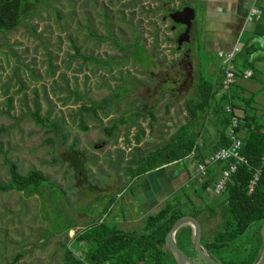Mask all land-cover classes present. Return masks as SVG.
I'll return each mask as SVG.
<instances>
[{
    "label": "rangeland",
    "instance_id": "1",
    "mask_svg": "<svg viewBox=\"0 0 264 264\" xmlns=\"http://www.w3.org/2000/svg\"><path fill=\"white\" fill-rule=\"evenodd\" d=\"M185 5L191 6L196 16L190 42L177 49L175 38L183 25L175 24L171 30L172 21L164 16ZM103 7H107L106 16ZM198 8L196 0H45L31 16H23L13 30L0 34V126L6 128L0 133V181L8 179L6 159L15 162L21 173L40 171L65 191V225L67 217L77 222L71 229L55 234L47 218L57 225L62 217L52 212L44 216V210L50 208L42 209L37 193L0 191V264H60L65 247L75 257L84 258L88 241L74 239L93 223L105 219L119 229L139 230L147 214L162 206L163 202L151 208L141 196L138 187L147 177H136L126 185L128 177L110 159H116L118 148L128 158L134 148L145 154L162 145L188 122V105L199 78L214 82L218 71L215 67L221 59L202 48L194 30L199 25ZM90 31L104 36V40L96 39ZM72 40L83 56H116L111 70L76 56ZM136 40L142 48L139 57V53H133ZM183 53L187 54L189 67L182 61ZM260 78L264 80V73ZM239 80L244 96L255 95L256 114H263V83L251 77L245 80L240 76ZM111 90L121 96L110 104L106 116L98 111L100 121L79 112L82 104H88L85 99L99 101ZM73 91L84 99L75 101ZM8 97L12 98L10 109ZM35 101L41 115L49 112L51 118H57L66 135L64 143L59 134L48 132L29 117ZM149 109L155 117L151 128ZM135 110L143 114L136 120L145 130L138 144L133 140L136 126L128 131L121 124L115 132L116 142L102 131L103 126ZM209 119L199 139L206 144L215 135ZM81 120L87 129L80 126ZM73 142L75 149L85 155L69 163L65 153ZM195 165L193 160L187 162L190 175L176 192H186L202 208L211 204L209 197L214 192L208 188L207 195L202 194L203 200L194 192L198 181ZM176 167L177 162L165 168L170 173ZM96 183L99 189L92 188ZM218 220V215L202 219L205 238L211 236ZM260 227L253 225L240 237L235 243L239 249L236 255L232 247H225L222 258L232 264L248 259L247 250L253 247Z\"/></svg>",
    "mask_w": 264,
    "mask_h": 264
},
{
    "label": "trees",
    "instance_id": "2",
    "mask_svg": "<svg viewBox=\"0 0 264 264\" xmlns=\"http://www.w3.org/2000/svg\"><path fill=\"white\" fill-rule=\"evenodd\" d=\"M43 1L45 0H0V34L13 30L21 22L23 16H31L37 9L38 4ZM106 9L107 7H103L105 16ZM262 11L261 19L255 23L258 24V30L255 29L256 25L253 29L255 34L259 36L264 33V9ZM90 33L98 40H104L105 38L92 31ZM114 43L118 44L117 42ZM255 44L257 43H249L247 40L235 55L233 64L237 79L240 76L243 77L246 70H250L249 77L260 80L264 85L260 73L253 69L254 60L250 58V54L256 50ZM72 46L76 56H80L84 60H90L96 66L107 70H111V65L116 60L114 55L108 56L107 59L96 56H83L80 54V48L74 40H72ZM133 47H135L133 53L136 55L139 53V57L142 52L141 44L136 40ZM218 72V82H211V80L202 76L199 78L195 86V93L188 105L190 116L188 122L181 125L162 145L145 154L140 152L138 148H134V152L128 158L124 151L118 148L116 159H110V163L118 171H120V168L123 170L125 176L128 177L126 182V185H128L131 184L134 178L164 168L171 163L177 162L186 168V164L190 160L196 163L203 161L210 152L229 144L226 135L229 123V115L225 111L226 105L242 108L240 125L242 132L241 154L247 162L237 164L236 170L230 173L225 182L223 191L220 194L212 193L209 197L211 198V204H204L202 208H198L186 192H176L166 198L157 211L147 214L139 230L119 229L105 219L96 221L86 230L77 234L74 239L76 242L88 241L89 245L84 258L75 257L72 250L65 247L60 264H178L177 257L167 245L165 236L172 224L182 215L195 216L202 226V219L207 221L210 217L218 215L219 220L216 229L208 238L204 237V233L202 234L201 245L214 259L225 264H232L222 258L223 253L221 251L225 247H232V254L236 255L239 249L235 246V243L251 226L261 225L264 220V163L262 161L264 155V113L261 115L256 114L254 108L255 95L244 96L242 94L244 87L238 80L230 86L228 93H219L222 87V67L218 68ZM67 91L69 92L68 89ZM73 93L76 97L75 101L84 99L83 95L76 91H73ZM217 93H219L218 96ZM120 96L119 92L111 90L109 96L99 101L85 99L88 104H82L79 112L89 113L100 121L98 111L106 116L110 104ZM7 105L10 109L12 105L11 97L7 98ZM166 107L168 108L169 104H166ZM147 114L150 116L148 125L151 128L155 121L153 110H147ZM28 115L37 125L46 127L48 132L63 137V143L66 141V135L63 134V129L57 118H51L49 112L41 115L40 105L37 101L34 102L33 111L28 112ZM139 116H143L139 110L122 115L113 120L109 126H103L102 131L116 142L117 135L115 132L121 124H125L128 131L132 126H136L137 131L133 136V140L135 144H138L145 134L144 128L136 120ZM208 119L214 126L215 131L214 142L210 147L199 140L202 139L203 129L207 125ZM80 126L87 129L83 120L80 121ZM5 130V127L0 126V133ZM128 131H126V135ZM126 143L128 145L129 139H126ZM65 154L68 155L66 161L69 163L74 157L85 155L75 149L74 142L69 145ZM84 160L86 162V158ZM233 161V159H229L211 165L208 167L205 177H198L193 190L199 198L204 199L202 194L207 195V189H213V184L217 180L216 176H219L220 171L228 168ZM5 162L8 167V179L5 182L0 181V191L18 190L23 191L25 194L37 193L41 198L42 209L50 208L49 211L44 210V216L52 212L56 217H62V222L57 225H54L47 218L51 232L55 234L71 229L76 225L77 222L71 217L66 218L67 224L65 225V209L62 204L65 199L64 190L48 181L38 170L33 169L21 173L15 162L8 159ZM257 170H259L258 180L253 190L248 192V183L252 174ZM91 186L99 189L97 183ZM120 190L122 191V189ZM219 196L221 198H218ZM106 209L105 206L104 210ZM255 237L257 238L253 240V247L247 250L246 253L249 258L241 264H254L259 259L263 251L260 229L256 232ZM175 239L177 244L184 247L193 264H201L196 261V259L201 260L193 249L192 229L189 225L180 227L175 234ZM72 245L74 246V244ZM201 262L202 264H209Z\"/></svg>",
    "mask_w": 264,
    "mask_h": 264
},
{
    "label": "crops",
    "instance_id": "3",
    "mask_svg": "<svg viewBox=\"0 0 264 264\" xmlns=\"http://www.w3.org/2000/svg\"><path fill=\"white\" fill-rule=\"evenodd\" d=\"M196 2L199 7V25L194 30L199 36L203 50L209 54L213 52L217 54L229 52L237 44L243 45L247 40L249 43H257L258 46L250 54V58L254 60V71L264 73V33L261 36L256 35L253 29L256 25L255 29L258 30V24H255L257 22L246 21V15L252 6L264 9V0H196ZM219 67L221 61L220 65L215 67L216 70ZM215 75L214 81L218 82L219 72H215ZM237 80L240 81L239 77ZM157 172L159 175H154L155 171L143 175L147 178L138 187L141 196L148 197L149 201L144 199L151 208L160 205L175 193L184 182L186 183L190 175L187 164L186 168L178 164L170 173L165 167Z\"/></svg>",
    "mask_w": 264,
    "mask_h": 264
},
{
    "label": "built area",
    "instance_id": "4",
    "mask_svg": "<svg viewBox=\"0 0 264 264\" xmlns=\"http://www.w3.org/2000/svg\"><path fill=\"white\" fill-rule=\"evenodd\" d=\"M263 15L261 8L252 6L247 15L246 21L253 22L258 21ZM242 44H237L233 50L229 52H218L217 55L221 59L222 67V80H221V92H229L230 86L237 81L236 71L234 68L233 60L235 55L240 51ZM251 74L250 70H246L243 74L244 78H249ZM226 113L229 115V123L226 129V135L229 140L227 146H222L216 149L215 151L210 152L203 161L197 162L195 165V175L198 177H205L207 175V169L209 166L214 165L220 161H226L233 159L226 169H222L220 174L213 184L214 194H220L223 189L225 182L229 178L230 173L234 172L237 168L238 163H246L245 157L241 154V145H242V132L240 129L241 125V116L242 111L238 107H233L231 105H226ZM214 142V139L207 144V147H210ZM264 163V155L262 157ZM259 176V170L255 171L252 174V177L248 183V192L253 190L254 185L256 184Z\"/></svg>",
    "mask_w": 264,
    "mask_h": 264
},
{
    "label": "water",
    "instance_id": "5",
    "mask_svg": "<svg viewBox=\"0 0 264 264\" xmlns=\"http://www.w3.org/2000/svg\"><path fill=\"white\" fill-rule=\"evenodd\" d=\"M168 17L173 23L184 26V30L176 39V47L179 49L183 43L190 42V31L192 29V22L195 19V10L191 6L185 5L181 9L170 11ZM184 225H189L192 229L193 249L201 261L209 264H225L222 261L214 259L204 250L201 245L203 226L199 219L192 215L180 216L172 224L165 236L166 243L175 253L178 264H193L192 260L187 256L184 247L177 244L175 239L177 230ZM260 231L263 241V251L259 259L254 264H264V220L261 224Z\"/></svg>",
    "mask_w": 264,
    "mask_h": 264
},
{
    "label": "flooded vegetation",
    "instance_id": "6",
    "mask_svg": "<svg viewBox=\"0 0 264 264\" xmlns=\"http://www.w3.org/2000/svg\"><path fill=\"white\" fill-rule=\"evenodd\" d=\"M169 12H170V11H167V13H166V15H165L164 17H168ZM168 18H169V17H168ZM169 19H170V18H169ZM170 20H171V19H170ZM174 27H175V23L172 22V28H171V30H173ZM183 30H184V26H183ZM183 30H182V31H183ZM182 31H181V32H182ZM179 34H180V33H179ZM179 34H178V35H179ZM177 37H178V36H177ZM177 37L175 38V41H176ZM176 48H177V47H176ZM177 49H178V48H177ZM179 49H180V48H179ZM188 51H189V50H188ZM183 56H184L183 59H182L183 63L186 64V65L189 67V63H188V61H187V59H186V58H187V54H186V53H183ZM185 56H186V57H185ZM154 175H158V172H155ZM143 195H144V192H143ZM145 199H148V197L146 196ZM148 201H149V199H148Z\"/></svg>",
    "mask_w": 264,
    "mask_h": 264
}]
</instances>
